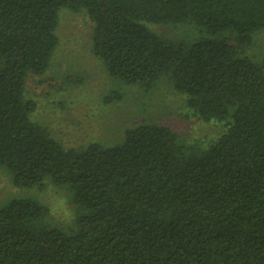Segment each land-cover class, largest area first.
<instances>
[{"label": "trees", "instance_id": "1", "mask_svg": "<svg viewBox=\"0 0 264 264\" xmlns=\"http://www.w3.org/2000/svg\"><path fill=\"white\" fill-rule=\"evenodd\" d=\"M62 7L87 10L111 77L146 91L166 78L223 131L189 140L143 121L114 144L64 146L25 96L50 66ZM186 22L202 36L150 27ZM263 30L264 0H0V166L19 188L66 185L80 209L66 230L44 204L11 199L0 264H264V59L248 52Z\"/></svg>", "mask_w": 264, "mask_h": 264}, {"label": "rangeland", "instance_id": "2", "mask_svg": "<svg viewBox=\"0 0 264 264\" xmlns=\"http://www.w3.org/2000/svg\"><path fill=\"white\" fill-rule=\"evenodd\" d=\"M93 24L86 9L62 7L56 29L59 42L50 66L42 75L27 77L25 96L37 102L32 119L53 137L66 147L85 146L91 141L114 144L122 139L126 128L143 121L169 125L189 140L213 137L223 131L222 122L194 116L185 96L175 92L166 78L146 91L111 77L103 60L92 51ZM150 27L186 42L202 36L194 24L187 22ZM248 52L257 60L264 59V30L255 34ZM113 94L119 98L106 102L105 96ZM13 198H29L47 206V225L77 228L80 209L69 187L46 178L42 186L19 188L12 174L0 166V207Z\"/></svg>", "mask_w": 264, "mask_h": 264}]
</instances>
